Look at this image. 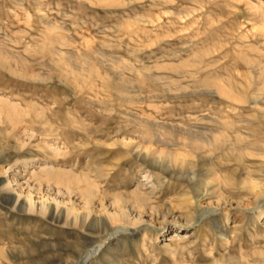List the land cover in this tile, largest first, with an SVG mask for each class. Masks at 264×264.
I'll use <instances>...</instances> for the list:
<instances>
[{
    "label": "rangeland",
    "instance_id": "obj_1",
    "mask_svg": "<svg viewBox=\"0 0 264 264\" xmlns=\"http://www.w3.org/2000/svg\"><path fill=\"white\" fill-rule=\"evenodd\" d=\"M263 191L264 0H0V264H264Z\"/></svg>",
    "mask_w": 264,
    "mask_h": 264
},
{
    "label": "bare ground",
    "instance_id": "obj_2",
    "mask_svg": "<svg viewBox=\"0 0 264 264\" xmlns=\"http://www.w3.org/2000/svg\"><path fill=\"white\" fill-rule=\"evenodd\" d=\"M154 121V120H153ZM192 128V127H191ZM189 129L188 130V133L189 135H196V134H202V135H208L207 131H210L209 129H206V128H196V129ZM172 130V129H171ZM187 131V130H186ZM211 132V131H210ZM187 134V133H186ZM212 134V132L210 133ZM188 135V136H189ZM157 137V136H156ZM200 138V137H199ZM203 138V136H202ZM205 139V138H204ZM122 141H125L124 139ZM188 141L191 143V145H193L194 147L196 146L197 148L199 147V141L196 139V137L194 138V136H190L188 137ZM134 154L140 156V155H143L144 156H148L150 153H153V149H151V147H147L146 146V143L143 141V139H141L139 142H136V143H129L128 142V145H127ZM155 154V152H154ZM156 157H161V155L158 154V156ZM155 157V158H156ZM158 158V159H159ZM157 159V158H156ZM162 159V158H161ZM46 169V168H44ZM54 170V169H53ZM60 171V170H59ZM59 171H50L47 170L46 173H47V177L49 176V178H55V179H60L61 178V174L62 173H59ZM211 172V171H210ZM148 173L147 176V179H152L153 177L151 176V173H149L148 171L146 172ZM211 175H214V176H217V174L215 173H212ZM171 178V177H170ZM216 178V177H215ZM218 179V178H217ZM82 181V180H81ZM207 181V180H206ZM248 181V180H247ZM58 182V181H57ZM165 182V181H164ZM71 183V182H70ZM82 183V182H81ZM88 183V182H87ZM151 183V185L147 188L148 189V194H144L142 191L144 189H142L141 191V187L143 186V184H139V186L136 187L135 191L133 192L132 195H129L128 196H117V199H116V202L113 203V207H115V213H112L109 215V218L110 220H112V223H120L124 226H128V225H136V224H139L142 221V213H138L137 215H134L133 219L131 218V213L130 211L127 209V206L126 204L129 203L130 201H132L133 199H136L137 197H140L142 198L143 200L145 201H148L150 200V197L151 195H153L155 193V191L158 189L157 186H155L154 183H152L151 181L149 182ZM190 183H191V179H190ZM214 183V182H213ZM211 184V182H206L205 183V187L207 188L209 185ZM243 184H245V181L243 182ZM147 185V184H146ZM202 185V184H201ZM69 187V186H68ZM144 187V186H143ZM206 188H203L201 189V186H197L196 187V190H195V200L197 203H199L200 201V197H204L206 195H208V191L205 190ZM244 188V187H243ZM254 188H259V190L262 191L261 187L259 185H256ZM79 189V188H78ZM93 189V187L91 188ZM91 189H87L85 190L84 192H82V194H80V198L82 199V205L80 208H74L73 206L71 208H66L65 209V217H66V220L69 219L70 216H72V223L74 224H78L77 222H80V223H84L87 221V219L89 218L90 214L92 213V209H91V206H92V199H93V195L91 193ZM75 190V189H74ZM264 192V191H263ZM255 193V192H254ZM262 193V192H261ZM70 194V192H69ZM68 194V195H69ZM131 194V193H130ZM258 195V194H257ZM138 199V198H137ZM199 199V200H198ZM27 201V205H28V210L29 211H33V209L35 208V203L31 200V198H27L26 199ZM202 200V199H201ZM132 203V202H131ZM135 203V202H134ZM139 203H142L139 201ZM145 203V202H143ZM138 204V203H137ZM135 206V204H134ZM138 206V205H137ZM145 207V206H144ZM153 207V206H152ZM49 208V206L46 204V201L45 202H41L40 203V212L42 214H45L47 212V209ZM79 210H81L82 212H79ZM142 210V209H141ZM146 210V209H145ZM148 210V209H147ZM152 210V209H150ZM135 211V210H134ZM153 211V210H152ZM136 212V211H135ZM156 212V211H155ZM157 215V214H156ZM68 218V219H67ZM185 218V217H183ZM188 220V219H187ZM68 222V221H66ZM70 222V224H71ZM191 223V222H190ZM73 224V225H74ZM81 224V225H82ZM72 225V224H71ZM80 225V224H79ZM178 234H176L175 232L171 233V236L170 238L167 240L169 242H171L172 244H175L176 243V240L178 238ZM179 243V242H177ZM166 245V244H165Z\"/></svg>",
    "mask_w": 264,
    "mask_h": 264
}]
</instances>
